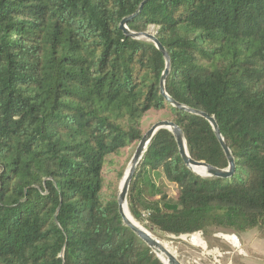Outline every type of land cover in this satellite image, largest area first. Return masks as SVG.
Here are the masks:
<instances>
[{
	"label": "trees",
	"instance_id": "obj_1",
	"mask_svg": "<svg viewBox=\"0 0 264 264\" xmlns=\"http://www.w3.org/2000/svg\"><path fill=\"white\" fill-rule=\"evenodd\" d=\"M156 133L127 201L158 237L264 227V0H0V264H164L119 212L117 182L151 110L166 111L192 158ZM126 162L121 165V159ZM161 176L173 192L157 182ZM117 179V180H116Z\"/></svg>",
	"mask_w": 264,
	"mask_h": 264
},
{
	"label": "water",
	"instance_id": "obj_2",
	"mask_svg": "<svg viewBox=\"0 0 264 264\" xmlns=\"http://www.w3.org/2000/svg\"><path fill=\"white\" fill-rule=\"evenodd\" d=\"M142 7H143V4L139 7L138 11H136L134 14L122 19V21L120 23V28L129 37H132L134 39L147 40V41L153 42L155 44V46L163 53V55L166 59V69H165L163 76H162V79H161V86H160L161 93L165 96L166 100L171 105H173L174 107H177V108H179V109H181L187 113H190V114H193L196 116H200V117L206 119L211 124V126H212V128H213V130L217 136V139L219 140V142H220V144H221V146H222V148H223V150L227 156L228 162H229V165L227 168L221 169V168L215 167V166L207 163L204 160H196V159L192 158L190 156L188 148H187V143H186L184 133H183L181 127L179 125H177V123H175V121H173V120H161V121H158L157 123H155L154 125H152V127L144 133L142 139L138 143L136 150H135V152H134V154H133V156L129 162V166L126 170L127 175H126V177L124 175L125 178L123 177V179H122V181L123 180L124 181H123V184L120 186L119 193H118L119 212L123 218L125 225H127L139 238H141L151 248V250L161 259V261L164 264H165V262L161 258L160 255L165 256L166 259L170 262V264H184L182 262V260L179 259L178 256L174 252H172L171 250L166 248L165 245L162 244L158 239L151 236V234H149L146 229L134 224L132 221H130L126 217L124 210H123V205L125 202L128 204L127 195H128V189H129V185L131 183L132 175H133L137 165L139 164V162L144 157L151 140L156 135V133L162 129L169 130L174 135L176 142H177V145L179 147L180 154H181L185 164L194 173H196L202 177H206V178H227V177H230L234 172L235 159L231 153L229 146L225 142L224 137L221 134L219 125H218L214 116H211L202 110L195 109L192 107H188L182 103L175 101L165 91L164 83H165V79H166V77L170 71V57H169L167 50L161 44V42L158 39L156 34H153L150 31H144V32L131 31V30H129V28L127 26L128 21L131 18L138 15L140 13V11L142 10ZM193 167L203 168L204 173L201 174V173L196 172L195 170H193Z\"/></svg>",
	"mask_w": 264,
	"mask_h": 264
},
{
	"label": "rangeland",
	"instance_id": "obj_3",
	"mask_svg": "<svg viewBox=\"0 0 264 264\" xmlns=\"http://www.w3.org/2000/svg\"><path fill=\"white\" fill-rule=\"evenodd\" d=\"M150 32L153 34H156L154 32V30H152ZM161 120H171L168 112L151 110L144 119V124H143L144 133L146 131H148L152 127V125H154L155 123H157L158 121H161ZM136 147H137V145H132L131 147H129L127 156H129V157L131 156V158H132V156L136 150ZM131 158H130V160H131ZM130 160H129V162H130ZM125 162H126V159L122 158L121 159V165H124ZM129 162L125 166L123 176L117 182L119 189H120V186L122 185V183L124 181V180L122 181L124 175L126 176L125 173H127L126 170L129 166ZM157 182L159 183V185L163 189L167 190L170 193L173 192L174 185L165 181L161 176L157 177ZM140 223H142V222H140ZM185 235L175 236L172 234L165 233V234L161 235V238L164 239L165 241H167L168 243H170V246L174 249V252L178 256L179 259H181L185 264H191L193 262V260L195 259V257H194L195 253L192 252L193 248H192V246L189 245V242L187 241L189 239V237H187ZM206 238L210 240L209 241L210 244H213L212 241L216 242V240L214 238H212V235H208ZM250 240L253 243V245L250 247L251 253L249 256L247 255L248 257H245V258L250 260L252 262V264H264V227H259V228L254 229V231L252 232V238ZM183 254L187 255V257H182ZM226 262L227 261H224V263H226ZM235 263H237V262H235Z\"/></svg>",
	"mask_w": 264,
	"mask_h": 264
},
{
	"label": "crops",
	"instance_id": "obj_4",
	"mask_svg": "<svg viewBox=\"0 0 264 264\" xmlns=\"http://www.w3.org/2000/svg\"><path fill=\"white\" fill-rule=\"evenodd\" d=\"M253 231L254 230L241 234H236L233 232H225L223 230L221 231L212 229L209 230L206 234L203 233V239L201 240L197 238V240L195 241H192L191 239H188L187 241L189 242V245L193 248L192 252L195 253L194 260L199 259L203 264H212L214 257L221 255V253H223L222 258L220 259L221 264H252V262L245 257H248L251 253L250 247L253 245V243L250 239L252 238ZM231 234H236L238 237L241 238H239V240L241 243L242 251L238 250L232 244L229 237ZM187 235L188 234H186L185 236ZM206 235H212V238H214L216 242L212 241L213 244H210V240L206 238ZM182 257H187V255L183 254ZM224 261L227 262L224 263ZM234 261L237 263H235Z\"/></svg>",
	"mask_w": 264,
	"mask_h": 264
},
{
	"label": "bare ground",
	"instance_id": "obj_5",
	"mask_svg": "<svg viewBox=\"0 0 264 264\" xmlns=\"http://www.w3.org/2000/svg\"><path fill=\"white\" fill-rule=\"evenodd\" d=\"M193 170H195L196 172L201 173V174L204 173L203 168H200V167H193ZM126 175H127V173H126ZM125 177H126V176H125ZM122 184H123V183H122ZM123 210H124V213H125L126 217H127L130 221H132L134 224H136V225H138V226H140V227L146 229L147 232H148L149 234H151V236H153V237H155L156 239H158L162 244L165 245L166 248H168L169 250H171L172 252H174V249L170 246V243H168L167 241H165V240L162 239L161 237H158V236H156L155 234L151 233V231H149L145 226H143L138 220H136V219L133 217V215H132L131 212H130L129 206H128V204H127L126 202H125L124 205H123ZM174 253H175V252H174ZM160 256H161V258L164 260L165 264H170V262L166 259L165 256H163V255H160Z\"/></svg>",
	"mask_w": 264,
	"mask_h": 264
},
{
	"label": "built area",
	"instance_id": "obj_6",
	"mask_svg": "<svg viewBox=\"0 0 264 264\" xmlns=\"http://www.w3.org/2000/svg\"><path fill=\"white\" fill-rule=\"evenodd\" d=\"M202 235H203V232L199 231V232L188 234L187 236L192 241H195V240H197V238H199L200 240L203 239ZM229 237H230V240H231L232 244L238 250H241V243H240L239 237L236 234H231ZM222 255H223V253H221V255L215 256L214 259H213V263L212 264H221V260L220 259L222 258ZM192 264H203V263H201V261L199 259H196V260L193 261Z\"/></svg>",
	"mask_w": 264,
	"mask_h": 264
}]
</instances>
